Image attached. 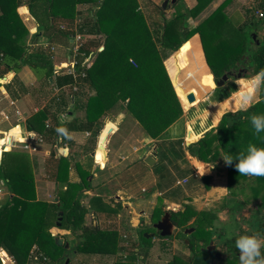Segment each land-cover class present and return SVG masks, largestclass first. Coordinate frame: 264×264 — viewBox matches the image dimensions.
<instances>
[{"label": "trees", "instance_id": "trees-1", "mask_svg": "<svg viewBox=\"0 0 264 264\" xmlns=\"http://www.w3.org/2000/svg\"><path fill=\"white\" fill-rule=\"evenodd\" d=\"M88 1L63 0L59 5L57 0H0V78L10 70L18 71L22 66L28 65L37 74V88L43 96L48 95L55 87L72 83L74 81L72 74L54 68L51 47L35 43L38 33H34L29 39V31L20 18L17 8L20 4L26 3L29 13L44 32L49 31L50 35H53L59 30L69 38L74 30L66 26L63 30L58 29L57 25L55 26L56 19L58 21L61 18L71 20L76 13H79V10H76V4ZM91 1L94 14L92 17H86L78 28L80 33L88 34L90 37L83 41L80 47L76 67L78 71L86 73L83 79L89 88H92L96 82H102L105 85H103L105 92L99 89L98 93L92 95H87V93L83 95L62 94L60 101L53 96L51 101L56 104L55 111L51 110L52 105H47L27 119L29 129H38L43 132L45 138L54 145L65 146V143L68 146L72 145L74 140L69 136L70 131L90 130L93 132L94 129L98 131L99 124L104 122L101 120L103 115L108 114L112 118L113 114L125 109L133 110L152 137H164V133L171 124L182 114L179 99L184 107L193 105L200 99L202 89H208L214 83L213 76L215 80L219 79L238 63L245 62V66L249 69L244 77H250L264 69V35L259 42L256 39L252 41L251 34L246 33L243 26H238L239 33L232 35L229 32L228 18L224 12L229 0L221 2L207 17L190 27L188 18L197 16L212 1L196 0L195 6L165 21L157 38L158 43L151 37L147 19L138 9L135 0ZM178 3L179 1L175 5ZM257 8L262 12L259 19L253 17ZM247 12L250 17L252 16L246 23L247 28L257 29L263 25L264 1H261L256 8L248 9ZM227 32L231 35H227ZM196 33L200 36L210 70L204 61L197 37L189 39ZM232 38L233 41L230 40ZM101 46L102 49H100ZM159 46L164 49V54L168 50L176 51L165 61L172 80L173 76L175 77L177 72L183 69L187 72L196 71V75L191 73L193 79H196L199 73L200 78L202 76L201 79L198 78L199 83L194 82L186 91L175 83V92V87L173 88L165 68H162ZM93 53H96L95 63L92 68H88L83 64V60L84 57L93 55ZM131 58L136 60V65L131 63ZM190 63L195 64L194 69L193 67L189 69ZM55 72L58 74L55 75ZM49 77H52L53 81ZM11 82L21 85L17 77H14L7 85H11L9 84ZM105 87L118 90L120 98L112 96ZM190 91L196 96L195 102H189L187 99V93ZM226 95H228L226 92H222L217 99ZM67 98L72 102L70 105L73 112L84 111V115H75L67 119L63 112L57 113L61 104L67 102ZM126 101L127 103H124ZM227 109H230L229 105H226L225 110ZM253 113L264 114V86L260 88L258 101L246 109L226 111L216 126L207 131L199 140L186 146V149L203 161H211L220 150L223 151L225 157L230 156L235 159L237 154L244 151L250 142L264 147V133H260L259 136L255 135L248 119ZM47 118L52 124L46 129L45 120ZM193 134L196 135L195 132ZM214 139L217 140V147L211 148ZM161 144L163 143H158V155L161 153L159 152ZM209 152H213L212 156H209ZM57 154L55 149L49 153L46 161L48 176L52 180H66L70 167L66 160L68 156ZM6 158H3L0 163V177L8 183L13 196L0 206V248L8 252L14 264H26L30 251L36 244L40 249H35V256L40 264H66V258H68L65 257L66 254L62 255L57 252V249L65 250V247L57 245L55 235L50 232L57 226L60 211H63L62 229L76 230L74 210L77 207L78 196L85 193L82 191L84 185L89 186L88 176L92 171L89 168L78 167L80 181L68 182L64 191L61 192L59 202H40L35 200L34 174L29 158L22 152L18 153L17 161L10 162ZM164 158L172 166L179 159L185 161V147L171 143L170 147L164 149ZM237 162L234 160L232 165H228L230 187L240 179L249 178V176L239 175L235 169ZM166 168L168 166L165 164L163 166L161 162L158 167H155L157 172L162 171L160 174H163ZM251 177L254 181V185L250 186L252 196L253 198L260 197L262 200L260 205L264 206V177ZM207 180L208 176L199 178L191 175L188 187L191 188ZM167 184L170 185L171 182ZM243 204V201H231L229 206L234 213ZM178 215L187 218L185 211L179 210L174 213V216ZM233 222L235 227L240 226V222L234 217ZM250 225L249 232L252 233H248L249 235L253 234V231L262 234L264 212L256 214ZM80 228L82 232L78 234V242L74 245V249L78 252L97 251L98 246L100 250L104 249L103 251H110L113 248L124 250V247L117 246L118 237L112 235V232L102 231L98 224L81 225ZM114 234L117 235V232L114 231ZM141 240L137 249L130 253L128 260L121 261L122 264H138L135 260L139 255H143V258L148 255L151 241L143 236ZM130 246L136 247L135 243H131ZM88 247H90L89 250ZM237 251L233 244V252ZM261 251L264 252V248ZM177 260V263L168 264H194L189 255L177 258ZM238 262L239 256L235 255L230 264H239Z\"/></svg>", "mask_w": 264, "mask_h": 264}, {"label": "rangeland", "instance_id": "rangeland-1", "mask_svg": "<svg viewBox=\"0 0 264 264\" xmlns=\"http://www.w3.org/2000/svg\"><path fill=\"white\" fill-rule=\"evenodd\" d=\"M62 1L63 0H57V4ZM135 1L138 5V9L142 11L146 17L151 37H153V40H155L156 43H158L157 38L162 31L163 24L166 20L176 17L179 13L186 11L187 8H191L196 4L194 0H177L179 1L177 5H175L176 1L172 4L171 8L167 7L161 9L163 0ZM92 5L93 3L91 0L88 2L77 3V7L80 9L79 11H81V14L76 13L70 21L82 23L86 17H92L94 14V8H92ZM210 5L211 4L207 7ZM257 6L258 5H255V8ZM237 8L242 11L245 10L244 6L241 4H238ZM209 11L210 10H206L205 15H200V17L195 19L189 17V26L191 27L198 24L213 10ZM260 13L261 12L258 13L259 16ZM56 25L58 29H64L59 25L58 19H56L55 26ZM244 29L246 30V33L251 34L253 38L252 41H255L253 33H256V40L263 38L264 26L262 25L259 26L257 30L255 29V31H253L252 28L250 29L247 27ZM57 31L58 32L55 34L63 35V33H60L61 31ZM74 37L76 38V35ZM81 37L83 36L81 35ZM80 40L82 41L83 38ZM230 40L233 41L234 39L232 38ZM76 42L71 43L70 47L74 48ZM158 49L161 53L162 68H165L173 88L176 83L178 84V87L180 86L186 91L190 86H192V84H194V82H198V78H202V76L200 78L199 73H197L196 79H193L191 73L196 75V71L192 72V70H189V72H187L180 69L175 77L173 76L174 79L172 80L165 61L169 57L173 56L176 51L168 50V52L164 54V49L161 46H159ZM72 51L73 49H71L70 52L74 54ZM95 58L96 53L84 57L83 64L88 68H92L95 63ZM131 63L136 65L137 62L135 59L131 58ZM194 65V63H190L189 69ZM29 68L32 69L30 66ZM64 71L68 70L65 69ZM236 80L237 79L234 77H230L221 87H217L215 82L212 83L208 89H202L203 91L200 99L197 102L193 101L195 103L189 107H184L176 93L180 101L182 114L171 124L169 129L164 133V137H152L149 131L141 123L140 119H138L133 113V110L125 109L113 114L108 123L105 122L108 114L103 115L101 120L102 122L104 121L103 124H105V127L112 126L115 130V132L108 137L107 144L109 143V150L107 151V159L103 162H101V160H96L94 165H92L93 157L89 156V154L86 155L88 150L91 149L89 144L92 143V139L88 142V146L83 148L81 145L85 138V134L84 132L76 133L74 145L68 147V151H70L72 157L66 158L68 164L70 165L66 180H52L48 176V172L45 170V167L46 159L48 158L49 153H44L43 151L44 149H53V145L48 144L45 148H42L43 151L40 153L41 158L39 160L37 159L35 165H33L35 169L34 175L37 179L36 182L40 191V198L59 202L61 192L64 191L66 187L65 185H67L68 182L80 181L81 177L78 173V167L89 168L90 171H92V174L89 175L90 185H84L82 191L87 192H83L84 194L78 196L77 207L74 210L75 223L77 225L75 227L76 230L74 231V235L78 237V234L82 232L80 226L83 224L97 225L98 223L96 222V217L98 213L100 228L105 230L108 229V232H112V235L118 237V247H127V249L124 250H118V248L115 250L113 248L110 251H103L104 249L100 250V246H98L97 251L77 252L76 254L73 253L71 249H57L59 254H66L65 257H68L66 260H70V263L68 262V264H122L121 261L128 260L127 256L134 251L133 247L131 248L130 243L131 241H135L137 239L132 230V226L129 223V211L127 209L120 208L117 210L118 212L116 215H107L106 212H100L90 207V204L92 203L93 205H98V209L114 208V206H116V203H114L115 205L113 204L114 195L124 187L133 195L141 193L140 199H134L133 201L135 206L150 208L154 206L156 202L158 203L159 200H162L164 208L171 207L176 210L184 209L187 214V218H183L182 227L189 224L194 225L197 221L198 215L211 216V219H213L212 216L215 213L216 222L214 225H220L223 228H226V237L232 238L235 234L252 233L249 232L251 228L250 222L255 218L256 214L259 215L264 212L263 204L262 206L260 205L262 203L261 198H253L252 196L253 192L250 186L254 185L253 178L249 176L248 179H240L238 182L234 183L232 187H230L228 179V165H226L223 160L225 154L222 150H220V152L217 151V155L215 154V158H212L211 161H203L199 159L198 156L192 155L189 150L186 149L185 144L188 129L195 132L196 135L194 134V137L199 140L207 131L219 123L222 115L225 113L224 111H237L241 109L238 101L228 97L224 100L221 98L223 101L220 102L217 100L218 95L222 92L231 94L235 90H238L239 86L235 83ZM103 85L104 84L102 82H96L92 88H88L87 91L81 92L80 95L86 93L87 95L96 94L99 89H102L104 93L105 90H103V87L105 85ZM36 87H38V83H36ZM105 88L112 96L119 97L118 90L107 87ZM175 89L176 87L174 90ZM54 90L47 96H51L55 92ZM69 98H67L66 103L61 104V108L57 110V113L63 112L67 119H71L75 115H84V111L76 110L73 112L72 106L70 105L72 102ZM259 99L260 89L255 92V95L247 108ZM42 103L43 102H41V104ZM124 103H127V101ZM41 104H39V108L41 107ZM226 105H229L230 109L233 110H225ZM68 111H70V113H68ZM159 142L163 143L161 144V151H159L161 153L158 156V161L151 167L141 160L146 153L144 147L147 145L152 146L154 143ZM173 142L177 145L179 144L183 146V148L185 147L186 158L185 161L181 159L177 160L174 166L169 165L167 160L164 158V149L170 147ZM214 147H217V140L215 139L212 141L211 148ZM100 151L101 152H98L97 155L98 158L105 155L104 151L101 149ZM212 154L213 152H209V156H212ZM72 158L74 159L72 160ZM200 160L204 163L203 165L199 164ZM98 161L100 162L101 167L96 166ZM159 162H161L163 166L164 164L168 166V168L163 170V174H160L162 171L157 172L155 169V167L159 166ZM200 173H205L203 176H208L207 182H199L197 185L195 184V186L189 188L188 184L190 182L191 175H195L200 178ZM168 182H171V184L168 185ZM143 188L150 190V196L146 190L142 191ZM178 190L179 192H176ZM145 194L148 195L146 201H144L145 198L142 197V195ZM96 196L103 197L102 200L104 204L99 205L96 201ZM55 197H57L56 200L54 199ZM231 201H243L244 204L239 210L233 213L229 206ZM233 217L240 222L239 227L234 226ZM113 229H115L117 235L114 234ZM56 231H59L60 233L64 232L70 243V247H74V238L70 233H66L65 229L61 230V228L57 226L52 229L50 233L55 235ZM123 234H126L124 235L125 237L122 236ZM260 235L264 237V229ZM35 249L39 250L40 248L38 246L32 248V250ZM89 249L90 247H88V250ZM36 250L34 253H36ZM189 254L191 255V249L188 247V243H185L183 236L176 232L171 238L164 240V242L159 239H153L152 247L149 250L148 256L144 258L143 264L177 263V258H184ZM31 255L33 260L34 258L36 259V254L31 253ZM36 260L34 261L36 262ZM135 261H137V259Z\"/></svg>", "mask_w": 264, "mask_h": 264}, {"label": "crops", "instance_id": "crops-1", "mask_svg": "<svg viewBox=\"0 0 264 264\" xmlns=\"http://www.w3.org/2000/svg\"><path fill=\"white\" fill-rule=\"evenodd\" d=\"M223 1L224 0H212L210 3L211 5L209 7L207 8L205 7L197 16H190V17L195 19L197 17H200V15H205L206 10L207 11L214 10ZM261 1H264V0H229V2L224 8V12L226 13L227 18H228L227 24H228L229 32L232 33V35L239 33L237 31L238 26H243V28H245L246 23L248 22V19L252 17L248 15V12H247L248 9L255 8V5H259ZM194 2L196 3L197 1L194 0ZM238 4H241L242 6H244L245 10L243 11L239 10L237 8ZM76 10H80L77 7V4H76ZM17 11H18L20 18L22 19L23 23L25 24V26L27 27L29 31V35H28L29 39L34 33L38 32V35L40 36L36 37L35 43L41 46L51 47L53 51L54 68L63 70V71L65 69L68 70L70 67V60L74 58L73 53L70 52V50L73 49V47L71 48L70 45L71 43L76 42V40H78L74 36L80 33L78 31L80 23H76V21L72 22L69 19L64 20L61 18L58 21L60 26H63V27L66 26V28L74 30V32L71 34V37L67 38L61 34L50 35L51 33L49 31L44 32L43 28L38 26V23L36 22V20L29 13L28 6L26 5V3L20 4L17 8ZM259 12H261V9L257 8L254 12L253 17L254 18L260 17L258 15ZM78 14H81L80 11ZM262 24H263L262 26H264V23ZM40 31L42 32V34H39ZM253 31H255V29H253ZM230 33L227 32V35L228 34L231 35ZM81 35L83 36L81 37L83 38L82 41H86L90 37V35L84 34V33H81ZM195 37H197L198 39V43L200 45L204 61L206 62V65L208 66L199 34L196 33L189 39L195 38ZM257 42H259V40ZM76 56L79 57L78 55ZM57 74L58 72H55V75ZM255 75L250 76V77H241V78H235V79L248 80L251 77H254ZM14 77H17L18 80L21 82L20 86L18 84H13L12 82L9 83L11 85H7L8 82L12 81ZM52 81H53V78H52ZM36 83H38L37 74L33 69H30L28 65L22 66L18 71L10 70L2 78H0V149H1L0 163L2 162V159L6 157H7L6 158L7 161H10V162L17 161L18 153L22 152V153H25V155L29 158L31 162V169H32L33 174L35 172L33 165H35V162L37 159L39 160L41 158L40 153L43 151L42 148H45L48 144H51L53 145V149H55L57 153H59L61 147H65L67 149V152L70 153V151H68V147H71L74 145L75 134L81 132V131H70L69 136L70 138L74 140V143L72 145L68 146L65 143V146L63 145L57 146V145H54L53 142L48 141L45 138V135L43 132H40L38 129L33 130V129L28 128L27 119L34 112L38 111L40 108H43L44 106H47V105H52L53 109L51 110L55 111L56 104L51 101V98L53 97L54 94H56L57 88H62L61 93L64 95L69 94V91H66L67 89L65 88V85H63L62 87H55V90H54L55 92L51 96H47V95L43 96L41 92L38 90V88L36 87ZM88 88H89L88 85L85 83L84 89L81 92L87 91ZM80 93L78 95H80ZM229 96L230 94L224 96L222 99L224 100L225 98ZM217 100L219 102L223 101L221 99H217ZM41 102L43 103L41 104ZM39 104H41L40 108H39ZM229 110H233V109H229ZM47 122L49 123L48 126L46 125ZM51 124L52 122L50 121L49 118H47L45 120V126H46L45 128L47 129L48 127L51 126ZM9 134H11V143L7 144V137ZM34 134H41L44 137L43 142L38 144L37 151H32L25 147L26 143H28L30 140V136ZM84 134L86 136V132H84ZM51 150L44 149L43 152L50 153ZM71 157H72V154H71ZM45 170H46V167H45ZM34 178H35L34 180H35V190H36L35 200L40 201V202L43 201L47 203H53L54 201L52 200L40 198V191L38 189V185L36 182L37 179L35 175H34ZM12 196H13V192L9 190L8 183L5 181L3 177H0V206L5 204ZM100 197L101 196L95 197L97 198L96 201L99 203V205L104 204V202H101L103 201L101 199L102 197L101 198ZM54 199L56 200L57 197H55ZM97 206L98 205H93L92 203L90 204L91 208L100 210L98 209ZM104 210L113 211L114 208L112 209L106 208ZM35 246L36 244L33 247ZM31 251H30V255L28 256V260L26 261V264H33V263L40 264L39 262H37L38 260L37 258H36L37 260L34 258L36 262L32 259ZM0 261H1L0 264H14L12 257L2 247L0 248Z\"/></svg>", "mask_w": 264, "mask_h": 264}, {"label": "flooded vegetation", "instance_id": "flooded-vegetation-1", "mask_svg": "<svg viewBox=\"0 0 264 264\" xmlns=\"http://www.w3.org/2000/svg\"><path fill=\"white\" fill-rule=\"evenodd\" d=\"M245 62L243 63H238L237 66L235 67L236 70H238L239 68L245 66ZM99 129L97 131V129H94V131H81V132H86V136L83 140V143L81 145V147L85 148L86 146H88V142L92 139V143L94 144H89L91 149L88 150V153L86 155L89 154V156H92L93 158V164L96 160H101V162L105 161L107 159V154H108V150H109V143L107 144L108 141V137L115 132L114 128L112 130V132L109 134V136L107 137L106 141H105V155L101 156V158H98V152H101L99 149V143H98V134L101 132V135L104 133V131H106L110 126L105 127V124L101 123L99 124ZM157 145V149L155 150L156 152V158L158 161V143H154L153 145ZM152 146H145L144 149L146 150V153L149 152L152 149ZM146 153L144 154V156L146 155ZM144 156L141 158L142 161H144ZM103 157V158H102ZM86 158V157H84ZM201 161V160H200ZM202 162V161H201ZM203 163V162H202ZM96 165V164H95ZM98 167H101L100 162L98 161V164L96 165ZM92 174V172H91ZM90 174V175H91ZM89 179V176H88ZM90 181V180H89ZM90 185V183H89ZM146 190V192H148V195L150 196V190H147L146 188H143L142 191ZM124 192L123 197L121 198H116V195L120 192ZM83 192H87V191H83ZM118 193H116L114 195V201L113 204L116 203V206H114V210L113 211H106L104 209H100L98 211L100 212H106L111 214H117V210H119L120 208H124L127 209L129 211V215H130V219H129V223L132 226V230L134 232V235L137 237V239L135 241H131V243H135L136 247L133 249L136 250L137 247L140 245L141 237H145L147 239H150L151 241V246L153 244V239H159L162 240V242H164V240H167L169 238H171L176 232H178L179 234H181L183 236V240L185 243H188V247L191 249V255L189 254V256L192 257V262L194 264H230V262L235 258L236 256H239V252L237 251L236 253L233 252V244H234V236L232 238L230 237H226V228H223L222 226H218V225H214V223L216 222V214L214 213V215L212 216L213 219H211V216H200L198 215L197 217V221L196 223H194V225H187L185 227H182V223H183V218L184 216L178 215L177 217L174 216V213H177L179 210L173 209L171 207H167L164 208L163 207V203L162 200H159V202L152 206V207H148V208H143V207H138L135 206L133 204L134 199H140V195L141 193H138L137 195H133L130 192H128V190L124 187L123 189H121ZM148 195H142L143 198H145L144 201L147 200ZM101 198V197H100ZM103 199V197L101 198ZM103 202V201H101ZM115 205V204H114ZM132 208H134V212L136 213V216L133 215L132 213ZM169 210L171 213V220L174 223V225L176 226L174 232L172 235H167V236H163L160 234V231H158L156 229V227L154 226V223L157 222L158 220H160V218L164 215V213ZM182 211H184V209H180ZM99 214L97 213V217H96V222L98 223V226L100 227V223H99ZM72 221L74 222V218L72 217ZM86 225V224H83ZM57 227H60L61 230V224H58L57 221ZM189 228H193L190 231L186 232V229ZM101 229V228H100ZM102 231H108V229H101ZM115 231V229H113ZM66 233H70L71 236H73L74 238V243L76 244V242H78V237H76L74 235V230L71 229H65ZM56 236H62L65 238V241L67 240V237L65 236L64 232L60 233L59 231H56ZM123 234L122 236L125 237ZM55 236V237H56ZM215 238V240H214ZM130 243V244H131ZM208 246H210V249H208ZM124 247V246H121ZM129 248V247H128ZM132 248V247H131ZM67 249H71V251L73 253H77L78 251L76 249H74V247H69ZM124 249H127V247H124ZM150 250V249H149ZM149 254V252H148ZM148 256V255H147ZM146 256V257H147ZM127 258H129V256H127ZM180 258V257H179ZM69 262V260H68ZM66 262V264L68 263ZM137 262L138 264H143L144 262V258L143 255H139V257L137 258Z\"/></svg>", "mask_w": 264, "mask_h": 264}, {"label": "clouds", "instance_id": "clouds-1", "mask_svg": "<svg viewBox=\"0 0 264 264\" xmlns=\"http://www.w3.org/2000/svg\"><path fill=\"white\" fill-rule=\"evenodd\" d=\"M238 90L230 94V99L238 101L241 109H246L251 103L255 92L264 86V69L260 70L254 77L248 80L237 79ZM254 134L259 136L264 133V114H251L248 117ZM226 165H232L239 175L264 177V147H259L255 143H249L244 151L237 154L235 159L230 156L223 157ZM205 173H200L203 176ZM215 240V238H214ZM234 246L239 252V264H264V237L259 233L235 234Z\"/></svg>", "mask_w": 264, "mask_h": 264}, {"label": "water", "instance_id": "water-1", "mask_svg": "<svg viewBox=\"0 0 264 264\" xmlns=\"http://www.w3.org/2000/svg\"><path fill=\"white\" fill-rule=\"evenodd\" d=\"M177 0H163L161 6L162 8H171L172 4H174ZM39 34H42V32L40 31ZM253 37L256 39V33H253ZM258 41V40H257ZM103 47H101L102 49ZM249 69L246 66H243L241 68H239L238 70L234 68L228 70L227 72H225L219 79L215 80V84L218 87L223 86L226 81L230 78V77H234V78H241L244 77V75L246 73H248ZM50 80L52 81V77H50ZM187 99L189 102H193L196 99V96L194 94V92L190 91L189 93H187ZM111 119L110 116H107L105 119V122L108 123L109 120ZM113 127L110 126L105 133H103L101 135V132L98 134V143H99V149H101L102 151H104V154L106 152L105 149V141L107 139V137L109 136V134L112 132ZM198 140V138L194 137L193 131L191 129L187 130V138H186V146L190 145L191 143H194ZM11 143V134L8 135L7 137V144ZM157 149V145H153L152 149L146 153V155L144 156V162L146 164H148L149 166H153L156 162H157V158H156V152L155 150ZM58 156L61 155H67L68 158H71V154L67 152V149L65 147H61L59 153L57 154ZM0 156H1V149H0ZM201 162V161H200ZM124 192H120L116 195V198H121L123 197ZM174 209V208H173ZM132 213L134 216H136V213L134 212V208H132ZM63 218V211L59 212V216H58V224H61V220ZM154 226L156 227V229L158 231H160V234L163 236H167V235H172L176 226L174 225V223L171 220V213L169 210H167L164 215L160 218V220H158L157 222L154 223ZM193 228H189L186 229L187 231L192 230ZM55 241L57 245L60 246H64L65 248H69L70 247V243L69 241H65V238L62 236H56L55 237ZM208 249H210V246H208ZM66 262H68V259L66 260Z\"/></svg>", "mask_w": 264, "mask_h": 264}, {"label": "built area", "instance_id": "built-area-1", "mask_svg": "<svg viewBox=\"0 0 264 264\" xmlns=\"http://www.w3.org/2000/svg\"><path fill=\"white\" fill-rule=\"evenodd\" d=\"M260 15H262V12L260 13ZM76 38L78 40L76 42V45L73 48L74 58L72 60H70V67L68 69V73L72 74V76L74 77V81L72 83L65 85V88L67 89V91H69V94H79L84 89V85L86 83L83 79L86 76V73L84 71H78L77 67H76L78 64V60H79V59H77L78 57L76 55L79 56V54H80L79 50H80V47L83 43V41L80 40L81 39L80 33L76 35ZM56 90H57L56 94L53 96H56L57 100L60 101L61 100L60 96L62 95V93H61L62 88H57ZM46 125L48 126L49 123L47 122ZM43 140H44V137L41 134L31 135L30 140H29V142L27 141L28 143H26L25 147L29 150L37 151L38 150V144L43 142ZM34 251L35 250H32L31 253L35 254Z\"/></svg>", "mask_w": 264, "mask_h": 264}, {"label": "bare ground", "instance_id": "bare-ground-1", "mask_svg": "<svg viewBox=\"0 0 264 264\" xmlns=\"http://www.w3.org/2000/svg\"><path fill=\"white\" fill-rule=\"evenodd\" d=\"M104 133H105V131H104ZM195 138H196V137H195ZM199 164H200V165H203L204 163H202V162H199ZM201 167H202V166H201Z\"/></svg>", "mask_w": 264, "mask_h": 264}]
</instances>
